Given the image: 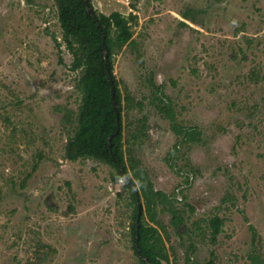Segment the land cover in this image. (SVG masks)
<instances>
[{"label":"rangeland","instance_id":"obj_1","mask_svg":"<svg viewBox=\"0 0 264 264\" xmlns=\"http://www.w3.org/2000/svg\"><path fill=\"white\" fill-rule=\"evenodd\" d=\"M90 1L132 25L113 55L123 150L182 217L160 206L156 225L140 197L166 264H264V0ZM72 61L55 0H0V264H139L126 179L65 158L82 96Z\"/></svg>","mask_w":264,"mask_h":264},{"label":"trees","instance_id":"obj_2","mask_svg":"<svg viewBox=\"0 0 264 264\" xmlns=\"http://www.w3.org/2000/svg\"><path fill=\"white\" fill-rule=\"evenodd\" d=\"M55 2L62 28V39L73 55L70 68L73 71H80L77 86L82 95L76 117V129L66 144L65 158L70 161L81 158L98 159L113 166L118 179L128 177L132 186L127 180L124 186L131 191L134 204L131 227L134 253L139 264H166L168 257L163 248L162 237L155 226L145 221L143 214L140 217L136 240L137 203L134 189L138 188L139 198L144 201L150 222L162 227L156 219L157 209L160 206L162 208L168 206L172 214L171 222L175 227L181 225L182 217L178 209L171 204L170 198L162 191L153 188L147 174L134 163L131 153L127 158L123 150L122 102L118 82L113 74V55L116 49L133 43L132 25L128 18L119 12H112L109 15L97 13L90 0L88 3L92 15L87 13L83 0H55ZM104 51L107 54L108 70ZM112 86L119 112L118 120L111 98ZM157 100L160 103H155V106L169 118L174 131L184 134L185 138L195 139L197 134L195 130H186L175 123L170 104L159 96ZM110 136L111 150L108 144ZM221 225L222 221L218 217L210 220L213 239L220 233ZM143 258L148 259L149 263ZM207 264L214 262L210 260Z\"/></svg>","mask_w":264,"mask_h":264},{"label":"water","instance_id":"obj_3","mask_svg":"<svg viewBox=\"0 0 264 264\" xmlns=\"http://www.w3.org/2000/svg\"><path fill=\"white\" fill-rule=\"evenodd\" d=\"M83 2L85 3L86 5V9H87V13L92 15V9L88 3V0H83ZM104 58H105V64L107 66V54L106 52L104 51ZM107 70H108V66H107ZM111 98H112V103H113V107H114V110H115V113H116V117H117V120L119 118V112H118V109H117V106H116V101H115V91H114V87L112 86L111 87ZM108 144H109V149L111 150V136L108 138ZM126 180L129 182V184L132 186V183L129 181L128 177H126ZM134 194H135V197H136V203H137V216H136V221H135V224H136V240L138 239V231H139V222H140V217L142 215V210H143V207H142V204L140 202V198H139V191L135 188L134 189ZM138 255H139V251L138 249H136ZM147 263H149L148 259L146 258H143Z\"/></svg>","mask_w":264,"mask_h":264}]
</instances>
